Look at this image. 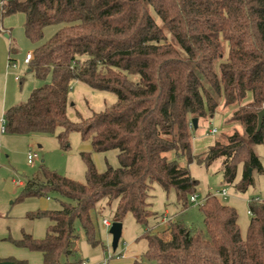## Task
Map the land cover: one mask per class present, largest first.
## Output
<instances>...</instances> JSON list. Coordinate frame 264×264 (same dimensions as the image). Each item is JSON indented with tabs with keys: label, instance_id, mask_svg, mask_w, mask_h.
Here are the masks:
<instances>
[{
	"label": "trees",
	"instance_id": "1",
	"mask_svg": "<svg viewBox=\"0 0 264 264\" xmlns=\"http://www.w3.org/2000/svg\"><path fill=\"white\" fill-rule=\"evenodd\" d=\"M0 11L22 14L31 42L42 39L45 27L60 25L34 48L28 63L29 72L41 80L50 75V82L5 110V131L55 134L62 148L76 131L93 152L116 150L119 163L98 171L91 154L81 152L84 182L41 163L15 201L48 197L59 206L27 211V218L47 219L45 234L23 233L13 240L16 246L39 251L42 264H61L80 229L89 244L99 243L91 213L99 214L103 201L106 207L114 204L113 221L130 213L147 228L142 259L130 264H264V200L248 201L244 237L236 209L212 193L198 205L205 232L173 222L168 237H161L148 226L153 184L174 189L187 207L196 193L193 161L208 166L221 159L224 182L241 192L252 184L250 170H262L252 144H264V114L258 128L264 106V0H8ZM74 81L110 91L116 100L72 119ZM221 96L226 104L240 103L233 119L244 134L235 131L193 153L198 126L192 118L213 114Z\"/></svg>",
	"mask_w": 264,
	"mask_h": 264
},
{
	"label": "rangeland",
	"instance_id": "2",
	"mask_svg": "<svg viewBox=\"0 0 264 264\" xmlns=\"http://www.w3.org/2000/svg\"><path fill=\"white\" fill-rule=\"evenodd\" d=\"M22 22V14L13 13L3 16L0 11V64L2 63L6 66L9 60L11 63H16V67H14V69L10 67V69L16 71L21 77V80L15 84L14 88L17 102L26 101L33 88L43 83L50 82V75L41 80L36 78L31 72L26 71L27 64H24L23 59L26 53L32 52L37 45L47 40L60 27V25H49L45 27L42 39L38 42H31L25 36ZM222 45L224 55L226 56L228 49L227 43L222 42ZM204 84L207 86L206 83ZM69 97L74 103V106L68 111L72 119H76V112H79L83 117H87L92 112L102 110L112 105L116 100L114 93L106 90H96L78 81H74L71 84ZM239 107L240 103L237 104L234 102L232 104H226L224 96L218 97V106L215 112L213 114H206L204 117L197 119L198 128L194 130L191 141L193 153L205 151L215 140L222 142L235 131L244 134L242 126L233 119V112ZM214 127H217V132L212 134L209 131ZM30 138L31 144L29 149L39 152V158L32 164H28L26 161L27 151L23 154H16L17 164L20 170L24 171L26 174H32L42 163L48 169L54 170L61 175L80 182L85 181V164L80 156L78 147L89 140L81 139L79 133L74 131L68 136L69 147L62 148L55 134L34 133ZM252 149L261 163L262 170H251L250 173L253 181L244 192L238 191L234 183L228 184L224 182L221 171V159H216L208 166L203 163L198 164L196 161L189 164L190 174L192 178L197 181L195 189L198 199L204 200L209 193H214L222 188L226 189L228 193L227 196L217 197L224 204L230 205L236 209L238 214V225L242 237L245 236L250 218L248 213V199L255 196L264 199V144H252ZM90 154L98 171L105 170L107 164L112 167H117L119 165L117 151L114 149L105 152H91ZM240 176L241 166L238 167L236 181L240 179ZM149 194L150 197L148 201L151 203V209L154 215L149 218L148 226L154 224L163 212L167 210L169 215H173V222H182L190 227L192 231L201 230L205 232L202 221L203 216L197 204H193L189 201L187 207L183 208L176 200L174 189L164 191L157 184H153ZM34 202L38 203L39 199L25 198L22 201H14V204L11 206V211L9 212V221L16 230L23 227L25 230L33 231V234H35L34 237L40 238L45 234L48 224L47 219L38 218L29 220L24 216L25 212L32 208V203ZM49 203L50 206L47 209L58 208L59 206L54 198H49ZM98 205H100L101 212L97 214L92 211L91 214L96 227L95 236L99 240V243L95 246L89 244L83 231L80 229L78 231V238L71 245V249H73L72 254L63 257V262L61 264H78L82 260H85L88 264H99L104 258L108 255H112L114 252L111 248V235L108 232V228L102 224L103 218H106L110 222L113 221L114 204L110 207H106L102 201L98 203ZM121 224V237L117 250H120L124 246V257L120 259L113 257L111 259V264H130L135 259L141 260L146 250L147 243L142 237L147 229L146 226L135 222L130 213L125 214ZM170 224L167 226L169 227ZM153 233L161 237H168L169 235L167 229L161 231L153 229ZM38 261V263L34 264H42V259H40V257ZM144 263L149 264L150 262L144 260ZM150 264L155 263L152 262Z\"/></svg>",
	"mask_w": 264,
	"mask_h": 264
},
{
	"label": "crops",
	"instance_id": "3",
	"mask_svg": "<svg viewBox=\"0 0 264 264\" xmlns=\"http://www.w3.org/2000/svg\"><path fill=\"white\" fill-rule=\"evenodd\" d=\"M0 68L1 120L4 118L5 110L18 103L14 88L15 84L21 80V77L19 80H17L15 78L17 72L10 69V67H7V63L6 66L1 63ZM26 71H29L28 65ZM31 135L32 134H11L5 130L2 131L0 122V264L5 261L11 262L12 264H15L18 261H24L27 264H34L39 262V257L42 259V254L39 251L30 250L25 247H19L13 243V240L19 239L23 233H28L34 236L35 234H33V231L25 230L23 227H20L18 230H16L13 224L11 225L9 221V212L11 211V206L14 204V198H16L20 190L24 187L27 178L31 175V173L26 174L24 171L19 169L16 158V154H23L30 150ZM78 149L80 153L93 152L90 141L82 143ZM28 198L39 199L38 203H32L33 206L28 211L38 209L46 210L50 206L48 197ZM163 213L168 212L165 210ZM28 219L33 220L30 218ZM158 220L159 219H157V221L151 226H154V229L157 231L167 229L168 226L166 224H158Z\"/></svg>",
	"mask_w": 264,
	"mask_h": 264
},
{
	"label": "built area",
	"instance_id": "4",
	"mask_svg": "<svg viewBox=\"0 0 264 264\" xmlns=\"http://www.w3.org/2000/svg\"><path fill=\"white\" fill-rule=\"evenodd\" d=\"M8 0H0V10L4 9L5 7V4ZM32 58V52H28L26 53L24 59H23V62L24 64H27L29 63V61L31 60ZM7 67H11V68H14L16 67V63H11L10 60L7 62ZM17 80H19L20 76L18 74H16V77H15ZM1 122V130L4 131L5 130V119L2 118L0 120ZM212 134L216 133L217 132V127H214V128H211L210 131ZM39 158V154L37 151H32V150H29L26 154V160H27V163L28 164H32L36 159ZM214 195H217V196H227L228 193L226 191L225 188H222L220 190H217L215 191L214 193H212ZM251 199L253 200H264V199H260L258 196H255V197H252ZM251 199H248L251 200ZM204 200H201V199H198V195L197 193H193L192 195H190V202L193 203V204H201ZM174 221V217L173 215H169L168 213H163L159 219V222L158 224H166V225H169L170 223H172ZM110 221L107 220L106 218H103L102 219V224L108 228L110 226ZM125 247L123 246L120 250H117V248L114 250V252L112 253V255H108L106 258L103 259L102 262H100L99 264H111V259L114 257L116 259H120L122 257H124L123 255V249ZM79 264H88L85 260H82Z\"/></svg>",
	"mask_w": 264,
	"mask_h": 264
},
{
	"label": "water",
	"instance_id": "5",
	"mask_svg": "<svg viewBox=\"0 0 264 264\" xmlns=\"http://www.w3.org/2000/svg\"><path fill=\"white\" fill-rule=\"evenodd\" d=\"M264 114V106L263 108L258 112V128L260 126L261 123V118ZM192 122H193V127L196 128L197 127V118H192ZM251 172V170H250ZM121 228H122V224L119 221H112L110 223V226L108 227V232L111 235V248L113 250H115L118 246L119 243V239L121 237ZM2 264H12L11 262H2Z\"/></svg>",
	"mask_w": 264,
	"mask_h": 264
}]
</instances>
